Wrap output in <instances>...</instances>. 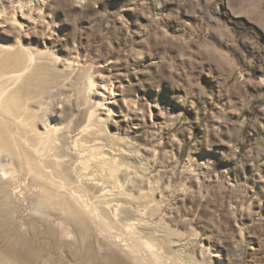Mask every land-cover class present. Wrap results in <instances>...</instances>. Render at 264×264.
I'll list each match as a JSON object with an SVG mask.
<instances>
[{"label":"rangeland","instance_id":"rangeland-1","mask_svg":"<svg viewBox=\"0 0 264 264\" xmlns=\"http://www.w3.org/2000/svg\"><path fill=\"white\" fill-rule=\"evenodd\" d=\"M3 3L25 49L80 70L39 119L70 153L59 197L16 150L0 171V262L264 264V0ZM100 77L116 102L88 123Z\"/></svg>","mask_w":264,"mask_h":264},{"label":"bare ground","instance_id":"bare-ground-1","mask_svg":"<svg viewBox=\"0 0 264 264\" xmlns=\"http://www.w3.org/2000/svg\"><path fill=\"white\" fill-rule=\"evenodd\" d=\"M4 1L0 0V5ZM9 3L11 6L13 2L9 1ZM33 22L32 19L19 16L16 13L7 17L3 12H0V171L3 173L12 167L18 160L16 155V151H18L21 153V160L30 165V171L37 178L52 182L56 187V195L59 197L62 185L70 183L68 180L70 169L68 160H66L70 157V153H63L67 150L63 149L61 145L59 129L49 127L48 123L41 122L39 119L44 111L45 98L48 99L49 96L57 94L61 83L69 75L78 72L80 67L74 63L76 60L74 58L72 61L61 63L52 55L50 57L47 56L48 54L38 53L37 56L25 49L21 41V34L23 29L29 27ZM11 32L12 35L9 34ZM7 38L13 39L15 44L10 46L5 43ZM39 60L46 62L41 63ZM100 78L102 82L94 94L100 97L101 102L95 103L96 110L90 112L88 123H92L102 116V110L109 112L110 106L116 102L113 86L108 88L104 84L103 77ZM88 85L89 91H91L94 82L89 79ZM63 106H54V115L60 117V110L63 109ZM32 117L36 118L35 123L29 122ZM90 126L91 124L86 126L85 130H88ZM84 165L86 169L89 168L88 162H84ZM1 179L2 177H0ZM69 206L77 212L78 217L82 216L73 202L69 201ZM112 213L118 217V208L108 205L102 212V216L108 218ZM137 224V222H133L129 226L135 230ZM93 250L92 247H89L88 255L80 260L79 264H86L90 261L89 259L95 260V264H103L97 261L99 260L97 259L98 254ZM31 254V257L28 258L29 261H26L25 264H39L34 260L35 254ZM20 260L22 261V259ZM111 261L120 264L114 257ZM0 264L6 263L3 261Z\"/></svg>","mask_w":264,"mask_h":264}]
</instances>
